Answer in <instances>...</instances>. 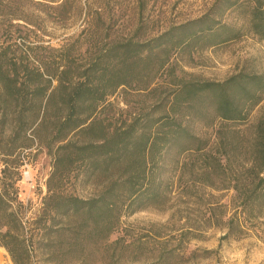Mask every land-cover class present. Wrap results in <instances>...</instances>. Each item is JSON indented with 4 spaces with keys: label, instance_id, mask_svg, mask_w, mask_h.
<instances>
[{
    "label": "trees",
    "instance_id": "1",
    "mask_svg": "<svg viewBox=\"0 0 264 264\" xmlns=\"http://www.w3.org/2000/svg\"><path fill=\"white\" fill-rule=\"evenodd\" d=\"M148 1L133 0L134 30L114 35L123 9L111 0H0L8 27L21 21L39 31L44 20L35 12H45L65 28L71 13L83 17L80 34L91 38L85 50L78 39L50 50L0 47V247L12 264H33L36 256L40 264H65L68 255L79 264L83 258L72 254L81 238L68 233L63 219L97 215L109 231L115 223L105 213L117 221L124 210L165 206L172 184L175 208L190 206L198 225L179 229L171 257H181L183 244L209 227L220 230L219 241L264 243V72L243 65L222 80L186 78L170 60L172 51L192 54L245 37L264 43V0H201L196 16L144 23ZM148 24L155 33L135 40ZM118 91L152 96L153 103L133 115L128 108L110 115L107 99ZM32 147L44 151L51 169L28 230L17 192L24 159L17 152ZM171 152L179 156L169 160L177 179H159L155 169L166 166ZM97 175L115 180L96 198L67 193L75 179ZM161 261L159 255L151 264Z\"/></svg>",
    "mask_w": 264,
    "mask_h": 264
},
{
    "label": "rangeland",
    "instance_id": "2",
    "mask_svg": "<svg viewBox=\"0 0 264 264\" xmlns=\"http://www.w3.org/2000/svg\"><path fill=\"white\" fill-rule=\"evenodd\" d=\"M89 1L91 0H78L81 4ZM132 1L111 0L123 9V14L115 17L117 30L113 32L114 35H124L134 30L137 17L131 12ZM148 3V8L151 10L148 14H144V23L147 22V18H166L171 22H178L196 16L202 8L201 0H149ZM161 10L166 12L161 14ZM35 14L44 20L42 29L36 32H31L32 28L21 21H14L15 27H8L6 25L8 23L0 15V47L10 44L13 50H25L27 47L35 46L50 50L64 44H73L78 39L85 50L91 38L88 37V31V33L85 31L80 34V30L84 27L82 16L67 14L66 17L70 19H65L67 26L63 28L64 26L59 23L61 18H56L54 14H45V12H35ZM76 21L77 24L70 27V24ZM17 23L20 26H17ZM155 31L156 26L148 24L143 27V31L135 40H142L154 34ZM38 50L39 53H45L42 49ZM81 57H84V54ZM170 60L175 64V72L179 74V69L185 71L186 78L195 76L206 80H222L243 65H246L247 71L264 72V43L245 37L240 41L214 48L196 50L192 54L172 51ZM131 93L134 92L124 94L118 91L115 95L108 97L107 100L112 104L106 111L110 115H116L118 108H128V112L133 115L142 109L146 110L153 103L152 96L137 97L136 94ZM123 101H126L127 105ZM17 154L20 159L30 164L26 169L27 179H21L17 183L18 198L23 206V221L29 230L35 227L33 221L41 211L42 199L46 195L45 182L51 163L44 151L36 147L18 151ZM174 155L175 152H171L164 168L162 163L155 169L158 170L159 179L164 177L177 179L174 166L170 164L179 157ZM155 158H158L157 153ZM159 170H161L160 174ZM111 171L113 170L109 172ZM110 178L113 176L107 175L104 178L97 175L91 179L83 177L75 179L73 187H68L66 191L81 199L96 198L101 190L108 186V183L115 180ZM71 181L73 183L74 179ZM168 196L169 201L165 206L145 205L141 210L133 213L127 210L120 212L118 222L115 221L114 212L105 213L102 218L115 223L109 231V225L105 226L103 224L105 222L98 220L97 215H91L86 219L87 216L83 212L71 213L63 221L72 237L78 234L81 238L77 252L72 255L83 258L79 264H151L159 255L162 259L160 264H264V243L252 237L219 241L221 232L212 227L206 228L199 239L186 241L183 244L184 250L181 257L176 254L171 257L167 251L176 245L179 229L182 226L198 224L194 222L197 218L190 206L189 208L181 206L179 210L175 208L179 202L176 199L174 184L168 186ZM69 241L70 239L66 236L60 245L66 246ZM38 261L40 262V257L36 256L32 262L40 264L41 262ZM63 263L77 264L69 255L64 258ZM0 264H12L8 254L1 247Z\"/></svg>",
    "mask_w": 264,
    "mask_h": 264
},
{
    "label": "built area",
    "instance_id": "3",
    "mask_svg": "<svg viewBox=\"0 0 264 264\" xmlns=\"http://www.w3.org/2000/svg\"><path fill=\"white\" fill-rule=\"evenodd\" d=\"M30 164H29V162H26L25 160L23 161V164L21 165V167H20V180L21 179H27V168H28V166H29Z\"/></svg>",
    "mask_w": 264,
    "mask_h": 264
}]
</instances>
